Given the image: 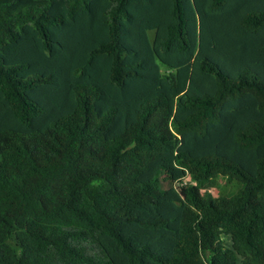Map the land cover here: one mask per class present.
Returning a JSON list of instances; mask_svg holds the SVG:
<instances>
[{
  "label": "trees",
  "instance_id": "16d2710c",
  "mask_svg": "<svg viewBox=\"0 0 264 264\" xmlns=\"http://www.w3.org/2000/svg\"><path fill=\"white\" fill-rule=\"evenodd\" d=\"M0 264H264V0H0Z\"/></svg>",
  "mask_w": 264,
  "mask_h": 264
},
{
  "label": "rangeland",
  "instance_id": "374dc122",
  "mask_svg": "<svg viewBox=\"0 0 264 264\" xmlns=\"http://www.w3.org/2000/svg\"><path fill=\"white\" fill-rule=\"evenodd\" d=\"M211 190L213 194H218V189L216 187H213Z\"/></svg>",
  "mask_w": 264,
  "mask_h": 264
}]
</instances>
